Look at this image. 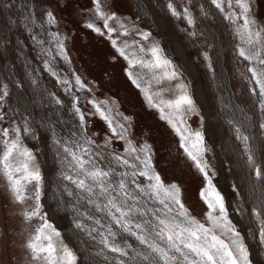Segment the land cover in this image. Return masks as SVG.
Wrapping results in <instances>:
<instances>
[{"label": "rangeland", "instance_id": "374dc122", "mask_svg": "<svg viewBox=\"0 0 264 264\" xmlns=\"http://www.w3.org/2000/svg\"><path fill=\"white\" fill-rule=\"evenodd\" d=\"M170 3L179 16L172 15ZM249 3L257 25L264 26V0ZM100 4L105 13L119 18V23L109 21L118 29L112 34L116 47L96 15L93 0H0V95L5 86L8 92L0 100V130L19 127L24 146L36 157L42 176V212L75 253L77 264H116L117 254L103 248L97 232L88 234L92 228L102 230L88 216L100 218L102 214L78 201L74 185L63 179L62 173L71 172L63 145L75 147L74 141L84 144L90 139L94 143L85 145L90 149L89 158L120 172L130 170L112 161L110 154L131 159L127 152V141H131L137 148L149 146L152 166L164 184H176L190 215L207 224L209 209L199 195L206 180L181 147L180 136L161 118L159 108L152 106L161 98L174 99L177 86L184 84L197 109L184 119L191 131L203 134V159L209 176L224 197L228 218L243 237L251 264H264V243L259 239L264 220V128L260 127L264 110L259 88L247 71L249 66L259 65H250L237 51L240 41L235 28L242 20L233 24L225 19L228 12L239 9L225 4L222 12L211 0H100ZM185 8L193 18L191 25ZM49 11L54 14V23L48 22ZM88 23L100 27L104 34L89 29ZM119 24L125 26L127 35ZM142 33H149V39L144 40ZM153 42L177 70L176 80L157 83L150 71L139 65L130 67L117 51L127 44L129 56L135 52L147 60L151 58L147 48ZM59 43H63L67 59L60 54ZM141 46L145 52H140ZM77 76L83 88L76 84ZM145 89L153 97L152 103ZM95 105L113 126L124 125L123 139L113 134ZM75 108L80 109L79 114ZM25 126L29 133L23 132ZM15 135L10 132V136ZM242 136L249 138L246 143L252 163L245 142L238 138ZM3 139L0 135V150ZM138 154L141 159L145 156ZM257 168L260 177L256 176ZM137 180L148 183L142 177ZM28 192H33L32 186ZM0 202V264L2 251L6 264H41L25 247L41 223L39 218L24 219L23 213L31 210L35 201L15 202L0 173ZM256 211L261 213L259 218ZM77 223L84 227L77 228ZM127 242L132 245L130 257L134 250H143L134 238L128 237Z\"/></svg>", "mask_w": 264, "mask_h": 264}, {"label": "snow or ice", "instance_id": "6c2138e0", "mask_svg": "<svg viewBox=\"0 0 264 264\" xmlns=\"http://www.w3.org/2000/svg\"><path fill=\"white\" fill-rule=\"evenodd\" d=\"M95 12L99 19L103 20V27L107 29L109 39L113 47L117 46V41L112 39V34L118 29L109 24L110 20L119 23V18L115 14L105 13L101 7L100 0H93ZM220 11H224V5L232 8L235 5L239 12H228L225 19L236 24L238 20L242 23L235 28V34L240 44L237 46L239 57L248 61L249 64L259 65L249 66L247 71L251 73L252 80L259 88L261 97L260 107L264 110V26H258L257 20L252 15L249 0H211ZM9 5H5L8 7ZM168 8L173 16L180 13L170 3ZM49 23H54V14L46 13ZM184 15L188 24H193V18L188 10L184 9ZM89 29L100 33L101 28L93 23L86 25ZM120 28H125L119 24ZM127 29L124 35H127ZM144 40H148L150 34H141ZM64 55L63 43L58 44ZM124 47H117V51L129 63L130 67L139 65L153 74L157 83L168 80H176L178 72L172 62L164 56L158 43L153 42L147 52L151 54L150 59H144L135 52L127 54ZM140 52H145L143 46ZM207 58V57H206ZM45 67L49 65L45 62ZM53 75L56 73L53 71ZM132 78V72L128 73ZM140 87L136 79L132 81ZM68 83V81H64ZM76 84L84 87L80 78L76 77ZM179 92L174 99H159V103H153V107L159 108L161 118L167 119L169 125L175 130L181 139V147L188 157L195 163L196 168L203 174L206 186L201 189L199 195L207 205L209 211L206 214L208 223L205 224L191 216L189 210L181 200V190L176 184L165 185L160 175L154 170L151 157L148 155L149 146L143 145L137 148L128 143V156L111 155V160L130 171H120L111 166H101V164L90 157V149L85 145L94 143L86 139L84 144L73 142L75 147L63 145L64 152L70 159L67 161L71 172L62 173L63 179L74 185L78 201H85L94 208L95 212L101 213L102 217L97 218L92 215L88 219L93 220L98 230L92 228L89 231L97 232L99 243L104 249L117 254L116 264H251L249 260V250L244 243L240 232L236 230L231 220L228 218L224 204V197L213 184L207 171L208 165L203 159L206 151L204 147V137L200 131H191L187 126L184 117L187 114L197 111L195 103L187 90V86L179 84ZM150 103L153 97L144 90ZM8 95L7 88L0 95L3 100ZM157 96L160 94L157 93ZM57 103H61L57 100ZM94 103V102H93ZM96 111L105 119L113 134L124 138V125L113 126V122L102 111L99 105H95ZM165 109L167 113L165 114ZM76 113H80L79 108H75ZM3 117L0 116V119ZM81 122L84 121L83 114H80ZM117 127L121 129L117 132ZM264 128V124L260 125ZM31 130L25 126L24 133ZM10 132L16 133L10 136ZM3 148L0 150V173L7 181L8 189L15 202L24 204L28 200L35 203L31 210H26L23 215L26 221L39 218L41 223L37 226L25 245L31 254V258L40 261L41 264H77L75 253L60 239V233L48 221L42 212L41 183L42 176L39 167L36 165V157L27 147L24 146L19 127L0 130ZM245 142V151L248 155L249 163L253 162L251 149L247 146L248 137L242 136ZM139 152L145 153L141 159ZM139 161V165L136 163ZM256 176H261V170L256 169ZM137 177L145 178L148 183L138 182ZM29 186L33 187V192L29 194ZM68 195H73L69 192ZM158 205V206H153ZM255 211V210H254ZM259 218L261 213L256 211ZM259 239L264 243V220H261ZM77 228H83L81 223L76 224ZM134 238L139 245L143 246L142 251H135L134 256H129L128 249L132 245L127 242V238ZM95 239V237H93ZM127 257L128 260L122 259ZM107 259V257H105Z\"/></svg>", "mask_w": 264, "mask_h": 264}, {"label": "bare ground", "instance_id": "6f19581e", "mask_svg": "<svg viewBox=\"0 0 264 264\" xmlns=\"http://www.w3.org/2000/svg\"><path fill=\"white\" fill-rule=\"evenodd\" d=\"M46 206V205H45ZM0 208H1V202H0ZM0 214H1V211H0ZM53 215V214H52ZM3 249V248H2ZM2 264H6V254H5V251L3 253L2 251Z\"/></svg>", "mask_w": 264, "mask_h": 264}]
</instances>
